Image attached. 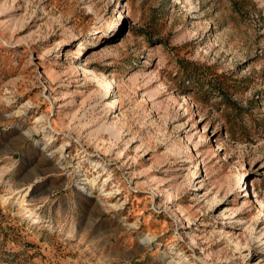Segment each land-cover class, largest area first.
<instances>
[{
	"label": "rangeland",
	"instance_id": "374dc122",
	"mask_svg": "<svg viewBox=\"0 0 264 264\" xmlns=\"http://www.w3.org/2000/svg\"><path fill=\"white\" fill-rule=\"evenodd\" d=\"M0 264H264V0H0Z\"/></svg>",
	"mask_w": 264,
	"mask_h": 264
},
{
	"label": "bare ground",
	"instance_id": "6f19581e",
	"mask_svg": "<svg viewBox=\"0 0 264 264\" xmlns=\"http://www.w3.org/2000/svg\"><path fill=\"white\" fill-rule=\"evenodd\" d=\"M109 105V104H108Z\"/></svg>",
	"mask_w": 264,
	"mask_h": 264
}]
</instances>
